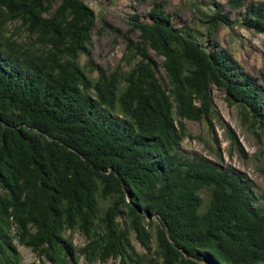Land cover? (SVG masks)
I'll use <instances>...</instances> for the list:
<instances>
[{
	"label": "trees",
	"instance_id": "trees-1",
	"mask_svg": "<svg viewBox=\"0 0 264 264\" xmlns=\"http://www.w3.org/2000/svg\"><path fill=\"white\" fill-rule=\"evenodd\" d=\"M54 3L0 0V264H23L20 245L43 264H264V205L247 175L181 148L186 119L211 127L213 86L264 143V71L156 1L109 71L91 56L94 9ZM230 3L264 31V2ZM211 5L210 33L232 25Z\"/></svg>",
	"mask_w": 264,
	"mask_h": 264
},
{
	"label": "rangeland",
	"instance_id": "rangeland-1",
	"mask_svg": "<svg viewBox=\"0 0 264 264\" xmlns=\"http://www.w3.org/2000/svg\"><path fill=\"white\" fill-rule=\"evenodd\" d=\"M61 0H55V6ZM96 13V26L92 32L91 56L95 63L112 71L122 61L127 51L125 34L137 40L139 32L131 30V21L136 15L147 12L150 4L159 2L167 13L177 15L181 22L194 28L199 39L209 46L211 42H218L236 57L244 70L256 77L264 71V31L247 28L242 24L245 8L234 7L230 0H214L219 3L223 12L228 14L232 25L221 24L213 32L208 31L209 24L204 11L212 13L213 0H86ZM264 2V0H243ZM111 24L119 30L116 32L103 25ZM211 40V41H210ZM152 54L155 53L152 51ZM160 73L163 75V58L157 57ZM86 56L82 57L85 62ZM214 112L211 127L205 120L186 119L188 135L183 139L181 148L187 153H197L209 160L228 166L247 175L260 203L264 205V143L259 138L257 128L250 125L241 115L240 108L230 104L223 90L213 86ZM230 130L234 132L244 148L239 151L230 137ZM221 154V156H220ZM74 242L83 245L84 236L74 235ZM138 245V243L135 241ZM23 264H43L35 253L28 247L19 246ZM51 264V263H47ZM79 264H88L80 260ZM94 264H117L115 261Z\"/></svg>",
	"mask_w": 264,
	"mask_h": 264
}]
</instances>
